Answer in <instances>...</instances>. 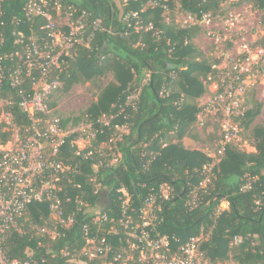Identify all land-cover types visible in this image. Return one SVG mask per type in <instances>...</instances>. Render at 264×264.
I'll return each instance as SVG.
<instances>
[{
	"label": "trees",
	"instance_id": "obj_1",
	"mask_svg": "<svg viewBox=\"0 0 264 264\" xmlns=\"http://www.w3.org/2000/svg\"><path fill=\"white\" fill-rule=\"evenodd\" d=\"M62 1L92 12L108 29L107 33L94 30L90 47H80L78 56L67 61L61 70L52 72L49 78L62 85L49 97L47 105L52 113L45 117H58L65 129L91 122L97 131L86 152L91 150L92 156L76 155L72 141L81 136L79 132L67 138L61 159L77 171L67 174L62 181V200L65 213L74 214L73 226L59 227L61 237L54 241L38 234L36 227L44 226L49 211L46 203L30 205L22 232L12 230L5 241L8 258L24 260L29 249L30 258L39 263L44 259L45 264H70L72 255L83 244L82 228L91 215L106 213L109 218L119 217L124 200L118 192L120 188L129 194L128 211H137L150 195L160 197V186L167 184L172 189L171 196L164 201L157 199L159 224L152 235L168 236L174 250L204 229L209 231L210 238L202 243L200 251L211 264H264V121L252 127L248 137L254 152L228 143L209 172L206 170L212 160L207 153L192 150L183 142L185 138L198 141L192 134L197 114L202 110L196 100L206 93L211 81H217L218 74L225 72L213 68L220 60L208 57L195 45L194 40L203 31L198 23L182 27L166 18L173 16L177 7L180 13L189 14L197 22L204 15L215 18L225 0ZM242 1L250 2L262 12L264 32V0ZM24 2H0L3 23L0 66L6 78L18 68L22 69L23 77V83L15 87L3 80L0 114L9 113L19 132L30 123L19 103L22 97L32 94V85L39 78L37 71L26 77L24 61L9 58L18 49L11 20L14 16L21 17ZM133 13L137 18L131 17ZM138 20L143 27L150 24L151 29L136 31ZM21 29L26 36L30 35L26 26ZM252 47L264 50V35ZM107 76L111 80L103 86L101 80ZM87 82L97 88L96 101L77 116L64 117L51 98ZM250 90L245 94L244 108L234 117L244 132L261 113L262 103L254 99ZM132 96L136 98L130 99ZM103 117L107 120H102ZM209 126L205 123L202 130ZM4 127L0 124L1 145L10 141V132H2ZM213 127L214 131L207 136L217 153L223 134L218 125ZM115 153H120L121 158L112 164ZM91 177H96L100 185L97 191L94 183L89 182ZM207 177L208 182L201 187ZM76 199L82 204L76 203ZM223 202L228 205L226 209L220 207ZM235 237L240 242L234 243ZM111 240L117 244L115 239ZM66 248L69 256L61 253Z\"/></svg>",
	"mask_w": 264,
	"mask_h": 264
},
{
	"label": "built area",
	"instance_id": "obj_2",
	"mask_svg": "<svg viewBox=\"0 0 264 264\" xmlns=\"http://www.w3.org/2000/svg\"><path fill=\"white\" fill-rule=\"evenodd\" d=\"M2 1L6 0H0ZM131 17L137 18V14L133 13ZM192 19L193 21L189 19L190 22H186V25L198 23L202 27V24H210L213 20L210 15H204L198 22L194 17ZM11 22L15 26L14 43L18 49L12 52L9 58L24 61L26 77H29L32 71H37L39 78L32 85V94L27 98L22 97L19 103L21 111L30 120L21 132L11 121L9 113L0 114L5 121L2 124L18 130L9 142L0 147V264H45L44 259L39 263L30 258L32 251L29 249L26 250L28 258L9 259L4 244L12 230L22 232L21 226L28 219L30 205L46 203L49 211L48 221L44 226L36 228L38 234L48 236L54 241L61 237L59 227L68 229L73 226L74 214L65 213L62 200L64 190L61 184L67 174L76 173L77 170L75 166L66 165L61 159L62 147L71 134L79 132L81 136L72 141L76 146V155L91 157L92 151L86 152L91 148V139L88 138V143L82 134L93 131V139L97 130L93 129L91 122L65 129L58 117H45L52 113L47 105L49 97L62 85L58 80L49 78L52 72L61 70L67 61L74 60L80 47H90L94 30L107 33L108 29L101 24L99 17H93L92 12L75 4H66L62 0H25L21 17L14 16ZM2 25L0 22V26ZM25 26L30 33L28 36L21 29ZM151 27L150 24L143 27L139 20L135 24L136 31H147ZM258 50L260 49L253 48L251 44L243 45L244 60L233 64L235 67L231 75L222 74V89L214 95L213 101L205 103L202 111L219 107L220 100L233 94V104L239 102L240 92H236L243 88L240 81L256 80L258 73L253 71L254 68L264 72V50ZM213 68L220 69L218 65ZM227 79L229 86L224 81ZM3 80L13 87L22 84V69H16L12 76L6 78L0 66V88ZM0 103L3 102L0 100ZM232 115H237V109H233ZM230 119L221 125L223 138L216 155H221L225 146L237 135L238 128ZM101 151L102 148L98 150L99 153ZM120 158L121 154L116 153L113 157L114 163ZM208 180L207 177L201 187L205 186ZM118 192L124 196L119 217L109 218L106 213L91 215L89 223L82 228L83 244L78 253L73 250L75 253L69 260L70 264H211L203 259L200 251L202 243L210 238L208 234L204 239L203 235L207 234L204 229L198 236L190 237L174 250L168 236L152 235L159 224L157 212L160 211V204H157V199L168 200L172 192L171 187L167 184L161 185L160 197L150 195L137 211H128L130 197L127 191L120 188ZM76 203L82 204L78 199ZM111 239H115L117 244ZM233 241L238 243L240 239L235 237ZM61 253L63 256H69L70 252L66 248ZM54 256L52 253V257Z\"/></svg>",
	"mask_w": 264,
	"mask_h": 264
},
{
	"label": "rangeland",
	"instance_id": "obj_3",
	"mask_svg": "<svg viewBox=\"0 0 264 264\" xmlns=\"http://www.w3.org/2000/svg\"><path fill=\"white\" fill-rule=\"evenodd\" d=\"M219 12L221 13L213 18L210 24H202L203 31L194 40V43L208 57L215 60H220V64L218 65L220 69L218 70L225 72L224 75H231L233 72L232 70L235 67L233 64L243 61L241 60L243 57V45H252L256 41H260L264 35V32L261 28L262 12L254 9L250 2H240V0H225L222 4V10ZM189 19L193 21L192 16L189 14L180 13L178 7L174 11L173 16L169 15L166 18L167 21L174 20L175 24L180 23L182 27L186 25V22H188ZM258 51L261 52L263 49ZM253 71L258 73L256 80L246 81L244 79L240 81L243 88L236 92H240L239 102H235L233 104V94L232 96H226L220 100L219 107L206 111L201 110L197 114V119L192 134L198 137V141L193 142L190 139L187 141V147L192 150H198L207 153V156L212 160L211 164L206 170L207 172L211 171L212 166L219 161V158L215 153L214 145H211L207 135L208 133H212L214 131L213 125H218L219 132L222 131L221 125L224 123V121L228 122L227 120L230 119V117V121L238 128L237 135L230 143H237L241 149L247 152H254V148L251 147V142L248 140V137L251 135L252 127L255 125H260L264 121V72L261 73L259 68H254ZM222 74L223 73L218 74L216 79L217 81L213 80L206 86V93L196 100L198 107L202 108L205 103L213 101L212 99L214 95L216 96L219 90L222 89ZM110 80V76L103 77L101 84L104 86ZM224 81L226 82L227 86H229L228 79ZM247 90H253L252 93H254V99L261 102L262 106L260 115L254 119L248 130L244 132L243 128H240V124L235 121L234 117L238 115V111L240 112L241 109L244 108V100L245 97H247L245 94ZM97 93V88L93 86L91 82H87L83 85L73 86L68 92L64 94L58 93L57 96L55 94L56 97L53 96L51 100L55 99L56 110L58 112L62 113L64 117L70 118L71 116H77L80 112L85 111L93 102H95ZM135 98L136 96H132L130 99ZM233 109H237V115L235 116L232 115ZM102 120L106 121L107 119L103 117ZM2 123H5V121L0 117V124ZM205 123H208L210 126L206 131H203L202 129ZM5 131L10 132V140L18 133L17 129L10 126H5L2 129V132ZM91 133H93V131H90L88 134H82V137L85 141H88V143V138L92 139ZM78 144H80V142H78ZM1 146L2 145L0 144V147ZM114 162V160H111L112 164ZM89 182L94 183L93 187L95 191H97V189L100 187V185L96 182V177L95 179L91 177ZM227 206L228 205L225 202L220 205L221 209H226ZM206 233L207 234L203 235L204 239L208 237V234L210 235L209 231ZM203 259L207 260L204 258V256ZM224 264L234 263L225 262Z\"/></svg>",
	"mask_w": 264,
	"mask_h": 264
},
{
	"label": "crops",
	"instance_id": "obj_4",
	"mask_svg": "<svg viewBox=\"0 0 264 264\" xmlns=\"http://www.w3.org/2000/svg\"><path fill=\"white\" fill-rule=\"evenodd\" d=\"M189 140H190V139H188V138H185V139H184L183 142H184V144H185L186 146H188V142H187V141H189ZM193 142H194V141H193Z\"/></svg>",
	"mask_w": 264,
	"mask_h": 264
}]
</instances>
